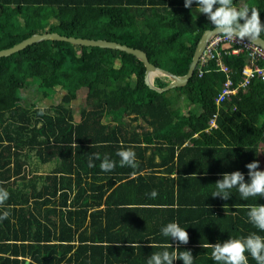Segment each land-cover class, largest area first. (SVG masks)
Returning a JSON list of instances; mask_svg holds the SVG:
<instances>
[{"label":"trees","instance_id":"16d2710c","mask_svg":"<svg viewBox=\"0 0 264 264\" xmlns=\"http://www.w3.org/2000/svg\"><path fill=\"white\" fill-rule=\"evenodd\" d=\"M239 1L233 0L237 9L258 8L264 24V0ZM196 8L195 0L189 8L184 0H0V49L32 33L55 31L139 48L154 65L184 75L198 39L214 27L205 14L194 13ZM223 60L237 83L243 55ZM144 69L124 51L62 40L36 42L0 57V188L9 192L0 213L11 212L0 221V264H83L79 257L86 251L93 259L101 242L111 238L108 210L103 220L99 206L129 201L128 182L122 180L147 166L136 158L135 169L121 167L116 155L121 144L135 149L136 156L149 151V167L177 171L176 176L155 174L151 187H161L167 203L194 204L185 227L203 224V212L213 203H226L239 206L236 213L228 214L223 227L210 217L212 225L218 223L232 238L264 237L247 216L249 205H264V197L243 199L236 188L227 200L212 197L224 173L240 171L249 182L245 165L253 161L264 171V148L261 161L258 151L264 143V81L253 80L217 107L214 99L226 76L214 60L197 63L185 85L161 93L145 84ZM168 82L154 77L158 87ZM29 87L42 100L61 93L60 101L47 109L34 101L21 103L20 91ZM79 89L86 93L75 113L69 104ZM179 101L186 103L185 112L177 109ZM214 113L216 126L209 127ZM32 156L57 161L52 174L29 177L23 166ZM106 156L116 162L110 172L99 167ZM166 225L149 235L156 239ZM245 254L248 264H256Z\"/></svg>","mask_w":264,"mask_h":264},{"label":"crops","instance_id":"0c3cea01","mask_svg":"<svg viewBox=\"0 0 264 264\" xmlns=\"http://www.w3.org/2000/svg\"><path fill=\"white\" fill-rule=\"evenodd\" d=\"M131 149L135 150L133 148ZM148 153L149 151L143 153L141 156H136V158H140L137 161L143 162L147 166L122 180L125 181V183L128 182L125 187L126 190L129 191L130 196L132 195L130 200L123 204H116V206H114V204L106 205L104 203L99 206V209L102 211L103 220L108 210V231L111 232V238L108 239L107 242H101L104 246L102 249L96 250L93 259H90L91 252L86 251L82 259V254L80 255L79 261H82L83 264H147V260L152 253L163 250L162 247H150L149 245H164L170 243L173 249L168 248L167 250L169 252L177 248L179 251H190L194 258L193 264H217V262L211 258L212 249L206 247L208 243L204 242L216 244L217 242L223 243L229 238H232L229 234L224 232L225 230L223 231V228H221L218 223L220 225L224 223L227 220L228 214H235L239 206H230L226 203H213L210 208L203 212V219L205 220L203 224L185 227L184 224L190 221L189 217H191L194 212V204L189 201H183L179 206L176 201L174 204L167 203L169 202V198L164 195L161 187H151L154 183H157V181L151 179L156 176L155 174L164 177L176 176L177 171L166 174L165 169L162 167L161 169L149 167L145 160ZM29 160L30 162H27V164L23 166L28 173H31L29 177L33 174L51 175L57 163V161L53 159L41 162L40 160L42 159L38 156H32ZM158 160L159 157L156 156L154 161ZM149 168H152L154 172H150L151 170ZM190 174L191 172H189L187 176ZM137 175L141 177L139 176L137 178ZM84 177L88 178V176ZM133 178H135V180ZM116 183L118 184L119 182ZM153 190L158 193L155 199L151 198L149 195ZM46 197H48V193H46ZM81 199H83V196H81ZM183 200L188 199L186 197V199ZM46 208L47 206H45V209ZM212 208L217 212L215 215L209 211ZM91 209L94 210L95 208L92 207ZM230 209H232V211ZM210 217H216L218 223L212 225ZM170 222H177L182 228L188 230L187 233L191 234V238L194 240L187 244H182L183 248H180V244H178L177 241L168 240L161 232L159 234L161 236H158L156 239H154L156 235H149L151 229ZM221 226L223 227L224 225ZM113 232L115 234L112 238ZM197 239H201L199 240L201 242L197 241ZM195 240L196 243H193ZM97 244L100 243L97 242ZM136 244L140 246L134 247L133 245ZM173 264H183V262L181 260H174Z\"/></svg>","mask_w":264,"mask_h":264},{"label":"clouds","instance_id":"9594fccd","mask_svg":"<svg viewBox=\"0 0 264 264\" xmlns=\"http://www.w3.org/2000/svg\"><path fill=\"white\" fill-rule=\"evenodd\" d=\"M198 12L203 13L210 20L213 28L219 36L229 41L243 42L245 39L248 43H254L260 40L261 33L264 32V24L261 23L259 9L247 5L240 9L233 6V0H195ZM193 0H184V7L189 8ZM215 6V7H214ZM241 21H243L241 23ZM116 155L120 158L121 167L128 166L133 169L138 167L135 152L130 148H125L121 144ZM96 159H100L96 156ZM94 166L91 160L89 167ZM103 172H110L116 167V162L110 160L107 156L101 160L99 165ZM248 169L249 182H245L244 175L240 171L224 173L222 179L215 183L217 191L212 197H221L227 200L230 191L236 188L243 199L250 197H264V171L257 170L258 161H253L245 165ZM150 197L155 199L158 193L153 190ZM9 198V192L0 188V207L5 205ZM11 212L8 210L0 213V221L9 219ZM247 216L249 222L257 229L264 231V205H249ZM161 234L179 242L187 244L189 235L177 222H170L162 227ZM139 247V244L133 245ZM150 247H162L164 250L152 253L147 260V264H173L174 260H181L183 264H193V256L190 251L169 252L167 249L172 248L170 243L164 245H149ZM206 247L212 249L211 258L217 264H248V256L256 261V264H264V237L251 233L246 237L229 238L227 241L216 244H207Z\"/></svg>","mask_w":264,"mask_h":264},{"label":"water","instance_id":"95a60500","mask_svg":"<svg viewBox=\"0 0 264 264\" xmlns=\"http://www.w3.org/2000/svg\"><path fill=\"white\" fill-rule=\"evenodd\" d=\"M218 33L214 28L206 29L200 36L197 41L194 54L189 65L188 71L184 75H176L166 69H163L159 66L154 65L152 62L149 61L146 52L139 48H135L132 46H128L123 43H119L117 41H110L101 38H85V37H75V36H67L64 34H60L58 32H42V33H32L30 36L26 37L25 39L19 41L18 43L12 45L8 48L0 49V57L8 56L14 52H17L26 46L44 41V40H62L67 41L76 45H84V46H96L102 48H110L119 51H124L126 53L134 55L137 59L142 61L145 69H144V82L150 88L159 93L167 91L174 87H179L185 85L189 78L193 76L194 70L198 63L199 57L207 45L208 41ZM254 43L264 47V39L260 37V40L255 41ZM155 76H165L168 77L169 82L167 85L163 87H158L154 84V77ZM27 263V261L25 262Z\"/></svg>","mask_w":264,"mask_h":264},{"label":"built area","instance_id":"2783aa9c","mask_svg":"<svg viewBox=\"0 0 264 264\" xmlns=\"http://www.w3.org/2000/svg\"><path fill=\"white\" fill-rule=\"evenodd\" d=\"M225 55H243L244 63L240 68L237 83L232 79L231 68L223 60ZM210 60H214L217 70L222 71L226 76L214 99L217 107L239 89L248 87L253 80L264 81V47L256 43H248L247 39L243 42H233L218 34L213 36L203 49L198 63L202 66ZM216 114L214 113L210 118L209 127L216 126Z\"/></svg>","mask_w":264,"mask_h":264},{"label":"rangeland","instance_id":"374dc122","mask_svg":"<svg viewBox=\"0 0 264 264\" xmlns=\"http://www.w3.org/2000/svg\"><path fill=\"white\" fill-rule=\"evenodd\" d=\"M241 4L243 3L242 0L239 1ZM234 7L236 8H239L240 6H236V5H233ZM194 13H200L198 12V9H195L194 10ZM85 89H79L77 90V94H76V99L73 100L69 106H71V108L74 109V112L75 113H78L80 107L82 105H84V96H85ZM20 94H21V103H30L31 101H34L35 103H37V105H42L44 109H47L49 108V106L51 105V103H58L60 101V96H61V93H57L55 95V97L51 100V101H48V100H42L40 98H36L37 95H35L33 93V90L29 87V88H26V89H21L20 91ZM178 104V110L179 112H185L186 111V103L184 101H179L177 102ZM264 148V143H260L259 146H258V151H259V158H260V161H261V152ZM260 167L261 168H264V164L263 162L260 163Z\"/></svg>","mask_w":264,"mask_h":264},{"label":"flooded vegetation","instance_id":"af4514ba","mask_svg":"<svg viewBox=\"0 0 264 264\" xmlns=\"http://www.w3.org/2000/svg\"><path fill=\"white\" fill-rule=\"evenodd\" d=\"M264 39V38H263Z\"/></svg>","mask_w":264,"mask_h":264}]
</instances>
